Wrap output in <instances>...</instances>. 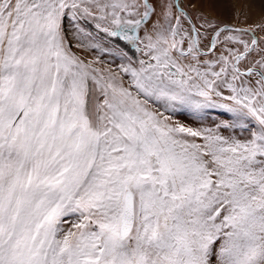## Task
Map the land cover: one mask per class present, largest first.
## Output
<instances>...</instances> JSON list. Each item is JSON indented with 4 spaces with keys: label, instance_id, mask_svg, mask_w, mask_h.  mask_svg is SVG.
Instances as JSON below:
<instances>
[{
    "label": "snow or ice",
    "instance_id": "1",
    "mask_svg": "<svg viewBox=\"0 0 264 264\" xmlns=\"http://www.w3.org/2000/svg\"><path fill=\"white\" fill-rule=\"evenodd\" d=\"M182 2L0 0V264H264V46Z\"/></svg>",
    "mask_w": 264,
    "mask_h": 264
},
{
    "label": "rangeland",
    "instance_id": "2",
    "mask_svg": "<svg viewBox=\"0 0 264 264\" xmlns=\"http://www.w3.org/2000/svg\"><path fill=\"white\" fill-rule=\"evenodd\" d=\"M256 5H254L253 0H242L243 10L242 12H237L236 19L241 22V25H235L233 22L234 12L232 9L225 10L226 16L224 18H217L206 14L204 8L202 9L201 0H183L182 7L186 10L189 15L192 17L193 21H197L198 17L206 18L214 23L219 24L220 26L231 25L234 27H239L242 29H248L252 31L255 36L258 37V40L261 42V46H264V0H256ZM254 5V6H253ZM258 5V6H257ZM200 7V8H199ZM204 10V11H203ZM229 19V20H228ZM245 25V26H243ZM94 31V30H93ZM245 35L242 36V39L251 41L253 35L249 32L242 31ZM235 34V33H234ZM98 39L102 47H109L107 40L105 39L104 33H99ZM114 43L119 44L120 48H126L123 42L115 41ZM81 58L87 61L98 60V63H94L92 66L100 70L101 72L114 71L118 72V65L121 63V60L109 56L107 54H101L96 50L85 51L80 53ZM181 123L187 124L192 127H199L200 125L196 122L195 119L191 118L189 114H182L177 117ZM218 115L215 111H210L208 118L205 120V123L211 126L212 122L218 119ZM68 225H66L67 227Z\"/></svg>",
    "mask_w": 264,
    "mask_h": 264
},
{
    "label": "crops",
    "instance_id": "3",
    "mask_svg": "<svg viewBox=\"0 0 264 264\" xmlns=\"http://www.w3.org/2000/svg\"><path fill=\"white\" fill-rule=\"evenodd\" d=\"M200 7H202V9L204 8L205 11L204 10L203 11L206 14L217 18H224L226 16L225 10L232 9V11L234 12V16L232 20L233 22L230 23H234L235 25L238 26L242 24L236 19L237 12H242L243 10L242 0H202V4Z\"/></svg>",
    "mask_w": 264,
    "mask_h": 264
},
{
    "label": "water",
    "instance_id": "4",
    "mask_svg": "<svg viewBox=\"0 0 264 264\" xmlns=\"http://www.w3.org/2000/svg\"><path fill=\"white\" fill-rule=\"evenodd\" d=\"M186 11V10H185ZM187 12V11H186ZM188 13V12H187ZM189 14V13H188ZM227 27H230V28H233V29H237V30H240V31H246V32H249L251 33L256 39H258L257 36H255V34L252 32V31H249L248 29H242V28H239V27H234V26H231V25H225Z\"/></svg>",
    "mask_w": 264,
    "mask_h": 264
},
{
    "label": "bare ground",
    "instance_id": "5",
    "mask_svg": "<svg viewBox=\"0 0 264 264\" xmlns=\"http://www.w3.org/2000/svg\"><path fill=\"white\" fill-rule=\"evenodd\" d=\"M253 1H254V5H256V2H257V1H256V0H253ZM200 4H202V0H201V3H200ZM254 5H253V6H254ZM257 6H258V5H257Z\"/></svg>",
    "mask_w": 264,
    "mask_h": 264
}]
</instances>
